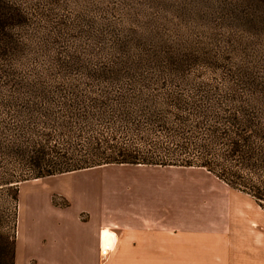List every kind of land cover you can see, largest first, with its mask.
<instances>
[{"label":"trees","instance_id":"16d2710c","mask_svg":"<svg viewBox=\"0 0 264 264\" xmlns=\"http://www.w3.org/2000/svg\"><path fill=\"white\" fill-rule=\"evenodd\" d=\"M18 20L0 12V88L10 93L0 104L5 113L0 116V154L20 165L25 175L0 180L2 187L17 188V196L20 180L107 164L193 166L248 194L264 209V94H178L166 89L173 79L207 67L205 59L214 57L212 53L181 43H141L122 33L97 69L83 72L74 55L60 47L46 55L55 70L39 74L32 68L30 82L22 85L13 64L20 50L19 35L11 28ZM72 72L110 82L126 77L130 85L142 87L141 93L152 91L60 94V86L50 82ZM222 75L232 76L226 70ZM158 86L163 94L155 93ZM20 89L24 94H13ZM14 106L15 112L6 111ZM5 251L13 264L14 239Z\"/></svg>","mask_w":264,"mask_h":264},{"label":"rangeland","instance_id":"374dc122","mask_svg":"<svg viewBox=\"0 0 264 264\" xmlns=\"http://www.w3.org/2000/svg\"><path fill=\"white\" fill-rule=\"evenodd\" d=\"M0 12L20 18L11 31L19 35V59L13 64L22 85L30 82L28 75L32 68L39 74L42 70L54 71L53 62L48 61L46 55L55 54L60 47L65 53L74 55L83 72L97 69L98 61H107L114 38L123 33L141 43L160 46L181 43L202 53H212L214 57L205 59L207 67L198 66L182 80L173 79L166 86L167 91L264 94V0H0ZM223 70L232 76L224 78ZM247 72L249 75L245 76ZM54 80L50 83L60 86V94H71V91L74 94H149L152 91L146 89L141 93L142 87L130 85L126 77L110 82L90 80L84 74L72 72L64 75L61 81ZM162 92L158 86L155 93ZM6 94L10 93L2 86L1 105ZM13 94H24V89ZM1 108L0 116H3ZM16 109L18 107L14 106L6 111L13 113ZM22 169L0 154V180L24 176ZM101 170L132 174L141 169L108 167L94 172ZM69 179L20 180L16 186L26 191L30 187L49 191L64 186ZM15 190L17 188L0 185V264H10L11 260L4 249L9 246L10 250L15 235L18 209ZM234 190L238 195L233 202L234 208L242 223L241 230L235 233L238 239L231 244V250L238 246L240 249L250 236L264 247V209L254 204L248 194ZM257 217L259 224L249 226L248 221Z\"/></svg>","mask_w":264,"mask_h":264},{"label":"crops","instance_id":"0c3cea01","mask_svg":"<svg viewBox=\"0 0 264 264\" xmlns=\"http://www.w3.org/2000/svg\"><path fill=\"white\" fill-rule=\"evenodd\" d=\"M108 167L141 170L94 172ZM47 177L70 179L19 187L13 264H264L254 236L231 250L238 195L201 167L107 164Z\"/></svg>","mask_w":264,"mask_h":264},{"label":"built area","instance_id":"2783aa9c","mask_svg":"<svg viewBox=\"0 0 264 264\" xmlns=\"http://www.w3.org/2000/svg\"><path fill=\"white\" fill-rule=\"evenodd\" d=\"M108 249H109V248H105V247L102 248V247H101V250H100L101 255H103V256L107 255V251H108Z\"/></svg>","mask_w":264,"mask_h":264}]
</instances>
